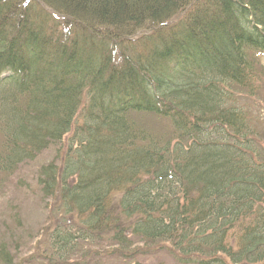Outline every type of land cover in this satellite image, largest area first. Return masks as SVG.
Masks as SVG:
<instances>
[{"label": "trees", "instance_id": "trees-1", "mask_svg": "<svg viewBox=\"0 0 264 264\" xmlns=\"http://www.w3.org/2000/svg\"><path fill=\"white\" fill-rule=\"evenodd\" d=\"M31 2L0 0V171L67 148L38 175L62 220L25 264L159 242L264 264V0Z\"/></svg>", "mask_w": 264, "mask_h": 264}, {"label": "rangeland", "instance_id": "rangeland-1", "mask_svg": "<svg viewBox=\"0 0 264 264\" xmlns=\"http://www.w3.org/2000/svg\"><path fill=\"white\" fill-rule=\"evenodd\" d=\"M30 1L38 3L37 0ZM48 9H44L46 13H50ZM138 34L140 32L136 35ZM137 39V36L130 35L133 43ZM261 62L264 65V60ZM259 113L264 119V111ZM148 124L153 131L158 132L159 127L154 122L150 121ZM262 135L264 139V134ZM65 141L63 140L61 147L51 145L33 161H25L11 172L0 171V244L6 247L13 264H25V260L34 257L32 254L45 246L44 243L54 223L62 220V216L57 215L53 201L43 197L38 185V175L46 164L57 163L61 159L67 148ZM126 224L124 222V225ZM94 250L97 253L95 258L98 259L94 262L99 264H182L178 261L180 253L176 250L171 252L167 244L162 242L146 248L135 244L134 247L118 252L111 248L107 251L106 248ZM104 251L107 256L105 259L102 258ZM87 252L90 253L91 250L88 249ZM73 261L84 264L83 259ZM46 263V260H36L30 264ZM0 264H3L1 259Z\"/></svg>", "mask_w": 264, "mask_h": 264}]
</instances>
